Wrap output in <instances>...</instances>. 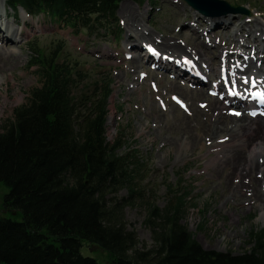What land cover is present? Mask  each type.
<instances>
[{
  "label": "trees",
  "instance_id": "16d2710c",
  "mask_svg": "<svg viewBox=\"0 0 264 264\" xmlns=\"http://www.w3.org/2000/svg\"><path fill=\"white\" fill-rule=\"evenodd\" d=\"M124 1L148 0H6V9L114 36ZM32 53L38 86L0 123L3 209L21 216L0 214V264H100L81 254L84 243L106 252L110 264H264V229L249 232L239 255L202 248L183 224L189 192L182 188L169 187L163 208H148L152 243H141L123 211L145 197L143 160L107 136L111 79L85 89L66 63Z\"/></svg>",
  "mask_w": 264,
  "mask_h": 264
},
{
  "label": "rangeland",
  "instance_id": "374dc122",
  "mask_svg": "<svg viewBox=\"0 0 264 264\" xmlns=\"http://www.w3.org/2000/svg\"><path fill=\"white\" fill-rule=\"evenodd\" d=\"M223 1L232 7H240L247 13H227L226 16L217 18L203 16L191 9L183 0H148L143 4L124 1L120 3L118 10L122 6L132 7L134 12L142 14L138 15L137 21L145 31L157 40L176 42L182 47L184 43L189 44L187 37L192 36L193 27L202 34V42L212 49L210 45H213L214 40L206 33L210 28L208 19L222 18L226 22L232 21V29L227 34L236 30L238 23L250 19H257L264 24V0ZM2 8L8 14L4 16L7 18L6 21L11 22L14 17H18L29 22V28L23 30V33H26L25 40L36 35L37 38L32 44L37 53L49 60L58 59L66 63L72 73L85 78L83 88H88L90 84L100 79H111L112 95L109 102L107 136L111 140L121 139L123 146L120 152L137 151L143 160L141 186L145 197L132 200L123 211L127 226L135 231L141 243L147 246L152 243L150 230L144 224L148 208L152 205L163 208L168 200L169 187L172 189L174 187L189 192L183 224L202 248L234 255H239L248 248L249 232L264 229V198L256 201L252 197H233L225 190L222 182L210 183L207 166L211 165L220 146L210 147L204 141L186 140L185 131L190 129L188 135L193 138L197 130L190 127L193 126V121L186 111L173 103V97H178L190 107L189 92H192L193 88L186 81L189 76L185 72L187 68H183L187 75L182 79L174 74L172 67L167 73L163 69L162 71L155 69L151 60L146 61L144 47L130 50L132 42L127 40L125 18L118 10L115 33L112 36L109 33L74 32L61 24L51 22L43 15L26 16L22 10L14 15L12 11L6 10L5 4ZM208 12L218 14V9H211ZM186 13L192 15L191 20L184 19ZM238 16H241L239 20ZM12 27L15 25L12 24ZM213 31L214 37L224 38L220 36L223 34L222 28L215 26ZM245 35V31H241L240 37ZM12 47L18 51L16 45ZM20 52L22 54L19 60L11 64L12 70L9 71V63L4 60L0 62V67L4 64L0 71V77L3 78L0 84V123L5 117L10 116L15 107L24 102L29 90L38 86L37 69L30 66L34 61L32 49L23 45ZM229 52L232 55V51ZM130 56H141L144 60L141 61L143 67L130 70ZM237 63L245 65L243 59L237 60ZM259 63L257 60L256 65ZM189 71L191 74V70ZM159 74H165V81L168 82L177 78L176 80L184 86L182 87L184 92L176 90L166 93L164 91L166 85ZM219 80V71L214 77H209L210 84ZM133 83L134 91L131 89ZM208 89L209 87L204 88L206 97L212 101L213 99L219 101L220 94L211 96ZM240 93L245 96V93ZM227 109L229 114L240 112L236 107L233 108L235 110H231V106H227ZM246 114L249 116L248 112ZM183 116L187 117L184 123L189 124L188 129L181 123ZM7 192L8 189L0 183V214L19 221L20 214H11L3 209V199ZM126 195V190L118 194L120 198ZM80 252L100 264H110L111 259L106 252L91 251L87 243L83 244Z\"/></svg>",
  "mask_w": 264,
  "mask_h": 264
},
{
  "label": "bare ground",
  "instance_id": "6f19581e",
  "mask_svg": "<svg viewBox=\"0 0 264 264\" xmlns=\"http://www.w3.org/2000/svg\"><path fill=\"white\" fill-rule=\"evenodd\" d=\"M4 4L5 0H0V62L4 60L9 63L10 71L13 69L11 64L19 60L23 45L35 49L32 42L37 36L32 35L30 39L25 40L26 33H23V30L29 28L30 23L18 17L11 18V22L6 21L7 18L5 19L4 16L8 14L2 8ZM118 12L125 18L127 40L132 42L130 50L144 47L146 61L151 60L155 69L161 71L163 69L167 73L172 67L174 74L182 79L187 75L183 68L197 75L188 76L186 80L193 88V91L189 92L190 107L186 106V113L193 121V126L190 127L197 132L193 138L188 135L190 129L184 134L186 140L196 139L198 142L208 143L210 147L220 146L211 165L207 166L210 183L222 182L225 190L233 197H252L256 201L264 198V116L249 117L246 114L249 110L248 103L255 98V94L264 96L261 92L264 91V46H262L264 24L257 19H250L238 23L237 29L227 34L232 29V21L226 22L222 18L208 19L210 28L206 33L214 40L213 45H210L212 49L202 42V34L193 27H191L192 36L187 37L189 44L184 43L182 47L176 42L155 39L138 23L137 17L142 14L134 12L132 7L122 6ZM240 17H237L238 20ZM184 19L191 20L192 15L186 13ZM12 24L15 25L14 28ZM215 26L223 29V34L220 36L224 38L214 37ZM241 31H245L246 35L240 37ZM14 45L17 47L18 55L12 47ZM229 50L232 51V55ZM241 59L245 65L237 63V60ZM129 60H131L130 70L143 67L141 61L144 60L141 56H130ZM257 60L260 61L258 65H256ZM3 67L4 64L0 67V71ZM218 71L227 75V83L224 84L220 79L221 83L210 84L209 77H214ZM159 75L166 85L164 87L166 93L176 90L184 92V86L176 80L177 78L169 79L168 82L165 81V74ZM245 79L250 83L245 84L243 82ZM233 80L236 82L235 88L247 92L246 97L237 94L238 92L234 93L231 84ZM2 82L3 78L0 77V84ZM208 87L209 91L222 93L219 101L217 99L212 101L206 97L204 88ZM228 87L230 91L227 90ZM131 89L135 90L134 83ZM227 106H231V110H235L233 108L236 107L240 111L239 115L235 114L237 112L229 114ZM184 119L187 117L183 116L181 123L185 129H188L189 124L184 123Z\"/></svg>",
  "mask_w": 264,
  "mask_h": 264
},
{
  "label": "water",
  "instance_id": "95a60500",
  "mask_svg": "<svg viewBox=\"0 0 264 264\" xmlns=\"http://www.w3.org/2000/svg\"><path fill=\"white\" fill-rule=\"evenodd\" d=\"M188 6L203 15H211L208 10L218 9L222 15L227 13H245L240 7H231L223 0H184ZM98 250L97 246H92L91 251Z\"/></svg>",
  "mask_w": 264,
  "mask_h": 264
},
{
  "label": "snow or ice",
  "instance_id": "6c2138e0",
  "mask_svg": "<svg viewBox=\"0 0 264 264\" xmlns=\"http://www.w3.org/2000/svg\"><path fill=\"white\" fill-rule=\"evenodd\" d=\"M239 65H237V67H238ZM245 84H248V83H250L249 82V80H247V79H245L244 81H243ZM226 83H227V81H226ZM231 84H232V88H233V90L235 89V87H236V82L233 80V81H231ZM231 94V93H230ZM175 99V98H174ZM179 102V101H178ZM236 115H239V113H235Z\"/></svg>",
  "mask_w": 264,
  "mask_h": 264
}]
</instances>
